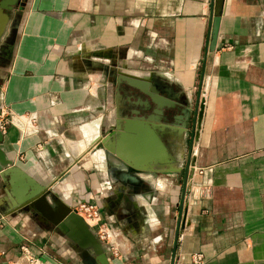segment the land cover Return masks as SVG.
Returning a JSON list of instances; mask_svg holds the SVG:
<instances>
[{"label": "crops", "instance_id": "0c3cea01", "mask_svg": "<svg viewBox=\"0 0 264 264\" xmlns=\"http://www.w3.org/2000/svg\"><path fill=\"white\" fill-rule=\"evenodd\" d=\"M211 7L218 29L202 61ZM15 36L0 76V147L72 207L97 200L120 248L110 264H168L182 176L122 170L94 150L98 130L126 117L113 112L126 97L111 87L113 68L146 84L150 74L165 80L175 100L200 87L175 253L183 262L201 251V264H264V0H27ZM18 114L35 116L32 130H20ZM168 139L152 149L155 168L174 163ZM5 186L0 175V264H28L21 244L37 264H83L87 254L63 233L5 211Z\"/></svg>", "mask_w": 264, "mask_h": 264}, {"label": "water", "instance_id": "95a60500", "mask_svg": "<svg viewBox=\"0 0 264 264\" xmlns=\"http://www.w3.org/2000/svg\"><path fill=\"white\" fill-rule=\"evenodd\" d=\"M16 1L18 0H0V45L8 33L9 10L16 5ZM208 17V37L202 61L206 51L214 48L218 29L219 15L212 7ZM12 49L13 45L10 49L11 53ZM153 76L150 74L149 82L151 83L146 84L131 75L122 74L117 68L110 70L109 79L113 81L115 94L118 90H124L126 94L122 101L118 102L114 99V115L119 117L126 114V117L123 120H114L102 132L98 130L93 138V146L94 150L99 148L100 151L113 154L121 159L130 166L129 171L137 169L176 174L182 169L178 211L175 216L173 241L168 260V264H173L177 235L184 223L186 224L187 206L184 203V197L191 175V148L201 113L202 99L198 95L200 91L198 86L194 99L188 95V98L179 96L175 100L171 97L175 92L166 88L165 80L158 83ZM169 117L171 121L167 122L166 119ZM187 133L188 143L184 146ZM1 137L2 131H0V140ZM166 137L169 138L167 142L171 145L169 147L174 163L167 169L155 168L148 163L153 158L152 149L165 150L166 145L161 139H166ZM137 145L143 148L141 159L136 151ZM0 175L6 181L4 196H2L6 203L5 211H24L29 217L35 214L36 220L49 223L54 226L55 230L63 233L74 244V248L82 250L85 254L91 253L95 264H110L101 241L75 208L54 193L51 185L40 183L14 164L1 147ZM130 178L132 183L142 181L133 175Z\"/></svg>", "mask_w": 264, "mask_h": 264}, {"label": "built area", "instance_id": "2783aa9c", "mask_svg": "<svg viewBox=\"0 0 264 264\" xmlns=\"http://www.w3.org/2000/svg\"><path fill=\"white\" fill-rule=\"evenodd\" d=\"M21 131L32 130L34 127L35 116L33 114H18L14 116ZM6 125L5 112L0 109V131H3ZM208 189L203 186L198 189L200 195H204ZM190 194H188L189 196ZM75 210L82 216L85 222L93 229L101 243H105L109 251L113 255L117 256L118 248L114 241V236L109 226L102 221L99 214V209L95 204L78 202L74 205ZM21 256L28 262V264H37V257H33L32 253L26 244L20 245ZM203 261V254L201 251H192L189 254V260L187 262L182 261L181 253L174 254L173 264H201ZM12 264H17L13 262Z\"/></svg>", "mask_w": 264, "mask_h": 264}, {"label": "flooded vegetation", "instance_id": "af4514ba", "mask_svg": "<svg viewBox=\"0 0 264 264\" xmlns=\"http://www.w3.org/2000/svg\"><path fill=\"white\" fill-rule=\"evenodd\" d=\"M27 0H18L16 1V6L13 7V9L11 10V21L9 23L8 26V33L5 36V38L3 39L1 45H0V76L3 75V71L4 68L6 67V65L8 64V61L10 59V54H11V46L13 45L14 41H15V35H16V30H17V26L22 14V10L23 7L25 5ZM166 121H171L170 117L166 119ZM188 143V133L185 136L184 139V146H187ZM181 151V149H179ZM32 217H36L35 214L32 215ZM36 219V218H35ZM41 224L46 228H53L54 226L49 224V223H42ZM103 246V245H102ZM105 247L103 246V250L107 256V253L105 251ZM80 255L81 252H79ZM109 259V258H108ZM83 264H89L88 262H95V259L93 257V255L91 253L87 254L83 259H82Z\"/></svg>", "mask_w": 264, "mask_h": 264}, {"label": "rangeland", "instance_id": "374dc122", "mask_svg": "<svg viewBox=\"0 0 264 264\" xmlns=\"http://www.w3.org/2000/svg\"><path fill=\"white\" fill-rule=\"evenodd\" d=\"M16 6V5H15ZM13 8H11L10 10H9V16H10V21H11V10H12ZM10 21H9V23H10ZM115 67V66H114ZM110 83H111V87L113 88V81L111 80L110 81ZM190 97L192 98V99H194V94L191 92V94H190ZM110 114H111V112H110ZM109 123V122H108ZM99 149V148H98ZM100 150V149H99ZM96 151V150H95ZM103 154H105V152H103V151H101ZM97 153V152H96ZM79 202H85V203H90V204H95L96 206H97V208L99 209V206H98V202H97V200L94 198V197H92V198H88L87 200H85V201H79ZM78 203V202H77ZM76 203V204H77ZM75 204V205H76ZM74 207V206H73ZM99 214H100V211H99ZM100 218L102 219V221H104V223H106L105 222V220H103V218L101 217V214H100ZM107 224V223H106ZM108 225V224H107ZM110 229V228H109ZM95 233V232H94ZM115 241V243H116V240H114ZM102 245L106 248L105 249V251H106V253H107V256H108V258L110 259L111 257H118L121 253H120V248H119V246H118V244L116 243V245H117V250H118V252H117V256H115V255H113V253H111V250L109 251V249H108V247L105 245V243H103L102 242ZM37 257V256H36ZM38 258V257H37ZM88 263H90V262H88Z\"/></svg>", "mask_w": 264, "mask_h": 264}, {"label": "bare ground", "instance_id": "6f19581e", "mask_svg": "<svg viewBox=\"0 0 264 264\" xmlns=\"http://www.w3.org/2000/svg\"><path fill=\"white\" fill-rule=\"evenodd\" d=\"M109 121H111V120H109ZM111 124V123H110ZM116 157V156H115ZM118 160H119V162H121L120 163V169H122V170H125L126 168L128 169V167H130V166H128V164H126L125 162H123L121 159H119L118 157H116ZM136 172H138V171H142V170H135ZM143 172H146V173H148L147 171H143ZM140 176V175H139ZM140 180V179H139ZM142 180V179H141Z\"/></svg>", "mask_w": 264, "mask_h": 264}]
</instances>
